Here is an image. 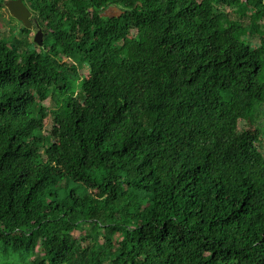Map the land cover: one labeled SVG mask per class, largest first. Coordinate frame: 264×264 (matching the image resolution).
Listing matches in <instances>:
<instances>
[{
    "label": "trees",
    "instance_id": "16d2710c",
    "mask_svg": "<svg viewBox=\"0 0 264 264\" xmlns=\"http://www.w3.org/2000/svg\"><path fill=\"white\" fill-rule=\"evenodd\" d=\"M23 2L0 264H264V0Z\"/></svg>",
    "mask_w": 264,
    "mask_h": 264
},
{
    "label": "rangeland",
    "instance_id": "374dc122",
    "mask_svg": "<svg viewBox=\"0 0 264 264\" xmlns=\"http://www.w3.org/2000/svg\"><path fill=\"white\" fill-rule=\"evenodd\" d=\"M231 11V8H229ZM108 14H118L120 13V10L115 7H110L106 11ZM233 17L241 21L245 25H249V15L241 14L239 10L232 11L231 12ZM22 26L23 22L19 19H17L15 16H13L9 9L7 7L2 8L0 12V40L5 41L6 44L10 47V49L13 50V52L17 55L18 59L20 60L23 52L26 49H29L31 47H37L39 48L42 45L36 46L33 42L30 44H22L20 43V39L22 38ZM36 27H31V33L29 34V39L35 38V35L37 33ZM252 43L257 41V37H251ZM63 60H68V58L63 57ZM79 59H75L76 63V69L79 70L80 73H88V70L86 66H79L78 62ZM46 105H49V99L44 102ZM258 120L260 121L261 124H264V114H261L258 117ZM45 125L48 129L52 127L53 124V119L51 117H47L45 120ZM85 229H87L88 225H83ZM80 231L78 230L76 233H79Z\"/></svg>",
    "mask_w": 264,
    "mask_h": 264
},
{
    "label": "water",
    "instance_id": "95a60500",
    "mask_svg": "<svg viewBox=\"0 0 264 264\" xmlns=\"http://www.w3.org/2000/svg\"><path fill=\"white\" fill-rule=\"evenodd\" d=\"M6 7L9 9L10 13L21 20L26 27H32V12L23 0H8L6 2ZM34 40L39 45H43V32L41 30H38Z\"/></svg>",
    "mask_w": 264,
    "mask_h": 264
}]
</instances>
